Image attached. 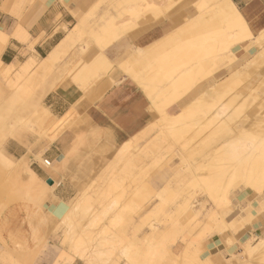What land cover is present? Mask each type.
<instances>
[{
  "label": "rangeland",
  "instance_id": "obj_1",
  "mask_svg": "<svg viewBox=\"0 0 264 264\" xmlns=\"http://www.w3.org/2000/svg\"><path fill=\"white\" fill-rule=\"evenodd\" d=\"M184 1L79 0L75 21L61 25L65 36L69 35L63 37L64 53L53 70L39 75L35 69L28 70L14 82L8 67L0 64V240L17 239L19 246L20 238H29V249L22 252L28 260L51 256L49 264L74 260L75 264H264V253L247 255L246 244L240 240L250 221L246 216L250 203L243 206L244 191L260 195L258 208L264 210V159L255 169L256 176L245 181L232 175L230 166L235 161L223 158L229 150L235 154L245 148L243 153L248 150L252 156L262 149L253 138L258 136L255 120L264 117V36L254 39L260 52L246 53L250 46L244 47L239 60L234 48L250 38L246 24L230 21L213 0H203L196 5L198 15L148 49H134L131 62L127 61L130 47L137 45L133 42L140 21L157 18ZM136 18L137 24L131 27ZM74 25L79 33H69ZM127 27L131 29L122 33ZM104 29H115L114 35L121 32L119 37L126 38L108 49L104 35L109 32ZM217 29L229 35L223 44L214 38ZM82 45L88 50L78 58ZM190 48H195L192 56L181 59ZM101 49L109 66L96 70L93 77L112 79L117 69L126 75L125 68L148 97L153 114L151 122L118 144L109 143L106 135L95 130L80 128V115L73 109L67 111L65 121H58L60 115L51 111L46 97L70 81L76 84L74 74L85 56L97 58ZM173 58L178 64L169 69L166 61ZM201 62L202 72L194 71V81L190 77L191 88L183 94L174 92L173 80L187 69L191 74V65L198 63V67ZM93 77L77 84L82 87ZM53 83L59 88L44 89ZM208 86H216V99L197 102ZM236 102L244 109L237 108ZM67 134L72 136L68 149L49 158L52 142ZM26 159L40 182L25 176L20 164ZM43 159L51 162L52 171L42 164ZM212 165L228 167L219 181L210 176ZM245 169L249 171L248 166ZM46 175L52 184L45 181ZM221 239L225 246L220 249L216 242ZM13 254L0 264H17Z\"/></svg>",
  "mask_w": 264,
  "mask_h": 264
},
{
  "label": "crops",
  "instance_id": "obj_2",
  "mask_svg": "<svg viewBox=\"0 0 264 264\" xmlns=\"http://www.w3.org/2000/svg\"><path fill=\"white\" fill-rule=\"evenodd\" d=\"M78 1L0 0V31L7 38L5 45L0 51V64L3 66L14 65L11 76L12 81L21 77L14 74L22 66L29 64L33 59L35 63H33L34 65L30 70L34 71L39 62L50 53L54 55L51 67L49 69H38L37 73L39 75L54 69L61 55L64 53L62 43H64V39L69 35L65 36L61 25L75 21L74 15L80 13ZM202 2L203 0H185L180 5L168 8L163 15L157 18L148 20L146 18V20L140 21L138 34L134 36L133 42L138 46L130 47L131 51L129 50L127 61L131 62L130 56L134 49L138 48L141 51L148 49L153 43L161 42L165 35L177 31L173 29L183 21L186 23L188 19L198 15L196 5L203 4ZM232 2L239 9L241 18L251 34L249 39L242 40L234 48V52L240 60L245 53L244 47L250 46V49L246 52L250 54L261 51V48L255 44L254 39L264 36V0H232ZM136 22L137 18L130 24L131 27L135 26ZM76 27V25L71 27L69 33L72 31L79 33L80 29ZM122 27L124 26L122 25ZM131 27H127L128 29L121 32H126ZM105 29H110V26ZM105 29L103 31L107 32L108 30ZM114 30H112L113 32L108 31L109 33L104 35L107 36L104 45L108 49H115L118 44L123 43L121 42L122 39L126 38L123 36V38L119 37L122 34L121 32H116L114 35ZM64 36L65 38H63ZM87 50L88 47L82 45L79 48L78 58ZM100 51L101 55L97 58L94 54L85 56L86 60L74 74V79H77V83H86L93 77L96 70L109 66V63L105 61L103 56L106 51L103 49ZM109 54V56L113 57V53ZM116 55L122 59L125 58L120 53H116ZM25 57H27L26 60L19 63V65L16 64L17 61ZM120 59L118 58V60ZM239 60L236 63H239ZM108 72L109 69H107L106 74ZM111 78L109 79L107 75L100 76L99 78L93 77L92 81L82 87L80 84H73L70 81L66 86L61 87L60 92L50 91L47 94L46 97H49V108L54 114L60 115L57 120L63 118V121L67 119L65 116L67 115V111L73 109L80 115V123H82L79 125L80 128L85 127L95 130L100 134L106 135L109 143L118 144L120 141L133 136L145 124L151 122L153 114L150 111L151 103L148 97L134 80L119 69H117ZM58 85L57 83H53L47 88L44 87V89L56 90L59 88ZM42 107L40 105L37 108ZM177 107L178 105H175L173 110L177 111ZM17 140H20L19 135L17 136ZM71 141V134L65 135L62 140H54L51 145L54 148L51 149L48 157L59 156L57 151L62 149L67 150ZM19 158L24 159L25 157ZM49 163L51 164V162ZM50 166V171H52L53 165ZM38 169L42 173H45L42 167L39 166ZM34 173L39 175L38 172ZM44 178L45 180L50 179L49 175H46ZM63 189H60V193L64 191ZM244 192L245 203L243 206L247 202L250 203V205L247 204L250 206V210H246V216L250 218V221L245 223V237L240 240L246 242V240L252 239V245H254L260 237L264 238V210L258 208L257 198L261 197L260 195L251 191ZM53 214L55 217L54 209ZM20 239L22 242L19 246L16 243L17 239L2 238L0 240V261L7 258V254L11 256L13 253L15 254H13V257L17 264H49L52 261L51 256L41 260H28V258H25L22 252L29 249V238ZM216 243L220 245V249L225 246L222 239L217 240ZM229 253L231 254L232 250ZM75 261H72L71 264H75Z\"/></svg>",
  "mask_w": 264,
  "mask_h": 264
},
{
  "label": "bare ground",
  "instance_id": "obj_3",
  "mask_svg": "<svg viewBox=\"0 0 264 264\" xmlns=\"http://www.w3.org/2000/svg\"><path fill=\"white\" fill-rule=\"evenodd\" d=\"M214 2H215V4H216V7H217V9H218V12L219 13H221L222 14V16H225V17H227V18H229V20L230 21H232V20H234L235 22H241L242 21V18H241V14H240V11H239V9L238 8H236V6L234 5V3L232 2V0H213ZM146 4H148V2L146 3ZM142 5V4H141ZM153 5V4H152ZM158 5V4H157ZM150 6V5H149ZM142 7V6H141ZM148 7V6H147ZM145 9V8H144ZM140 12V11H139ZM136 13H137V11H136ZM134 14L135 13H132V15L134 16ZM216 35H214L215 37V39L217 38V39H219L220 38V42L222 43V41H225L226 39H224L226 36H229V35H227V33H223V32H220L218 29L216 30ZM229 38V37H228ZM6 40H7V38H6V35L5 34H3L1 31H0V51L2 50V47L5 45V42H6ZM217 42H219V41H217ZM223 44V43H222ZM195 49V48H194ZM194 49H191L190 48V52L189 51H186L183 55H182V57H180L181 59H183V60H187V57L188 56H192V52H193V50ZM198 49V48H197ZM205 49V48H204ZM199 50H200V48H199ZM207 50V49H206ZM214 50H215V48H214ZM192 51V52H191ZM209 51V50H208ZM199 52V51H198ZM196 54H197V50H196V52H195ZM208 53V52H207ZM199 54V53H198ZM202 52H201V56H202ZM200 55V54H199ZM193 56H194V53H193ZM198 56V55H197ZM209 56H210V53H209ZM189 57V58H190ZM197 58V57H196ZM204 58V57H203ZM53 59H54V55L52 54V53H50V54H48V56L45 58V59H42L40 62H39V65L35 68V71H38V69H49V67H51V65H52V61H53ZM140 61H142L143 59H139ZM168 61H166L167 62V64L169 65L168 67H169V69L170 68H172V67H174V66H176L177 64H178V59L177 58H173V59H167ZM189 61H190V59H189ZM198 61V60H197ZM193 62V61H192ZM199 62V61H198ZM32 63V64H31ZM33 63H35V61L32 59V61L29 63V64H27V65H24V66H22L20 69H19V71H17L14 75H17V76H20V75H22L23 73H26L28 70H30L32 67H33ZM198 64V63H197ZM196 63H195V65H193V67L194 66H196L197 65ZM7 67H8V74H13V69H14V65H6ZM190 67V66H189ZM192 67V65H191V70H190V68H189V70L191 71V74H190V72L189 71H187L186 70V72L184 71L183 72V74H181L180 76H178V78H176L175 80H173V83H172V85H171V89L174 91V92H176V93H180V94H183V92L184 91H186L188 88H191V86H190V81H191V79H190V77L192 76V75H196V74H200L201 72H202V69H203V63L201 62L200 64H199V66L197 67H194L193 68ZM124 70H125V72H126V74L127 75H129L130 73L129 72H127V70L124 68ZM196 70V71H195ZM196 72V74H195V72ZM193 72H194V74H193ZM208 72V71H207ZM202 75V74H201ZM201 75H200V77H201ZM204 75H206V74H203L202 76L203 77H205ZM167 76H169V74L167 75ZM197 76V75H196ZM199 76V75H198ZM195 79H196V77H195ZM31 80H33V79H31ZM188 80H189V83H188ZM192 80L194 81V78H193V76H192ZM198 80V79H197ZM245 80V79H244ZM28 82H31V81H29L28 80ZM191 85H193L194 83L191 81ZM195 83H196V80H195ZM25 84V83H24ZM32 85V84H31ZM200 85H203V83H200ZM23 86V85H22ZM25 87V86H24ZM200 86H198L197 88H199ZM196 88V89H197ZM24 89V88H23ZM26 90V89H25ZM217 95V90H216V86L214 87V86H208L205 90H204V92L202 93V94H200V96H198L197 98V102H202V101H210V100H212V98H214V100L216 99L215 97H217L216 96ZM226 95V94H225ZM194 97V96H193ZM222 97H224L223 95H222ZM237 97V96H236ZM220 98H221V96H220ZM238 98V97H237ZM219 99V97L217 98V100ZM151 100L152 101H154L155 99H153V98H151ZM230 100V99H229ZM232 100V99H231ZM230 100V101H231ZM238 100H239V98H238ZM237 100V101H238ZM213 101V100H212ZM240 101V100H239ZM238 101V102H239ZM237 103V102H236ZM238 104V103H237ZM239 104H240V102H239ZM238 104V106H237V108H242V109H244L243 107H241V105H239ZM225 108V107H224ZM235 109H237L236 107H234ZM238 111H239V109H238ZM66 114H68V113H66ZM66 117H67V115H65ZM263 115H261L260 116V118H258V119H256L255 121L257 122V125H258V127H257V131L256 132H258V136H257V138L255 137V138H253L254 139V141L256 140L257 141V146L258 147H260V148H262V149H260L259 151L258 150H256L255 151V153H253L252 154V156H251V153L250 154H248V150H247V154L245 155L244 153H243V151H246V149L244 148V150H241V151H236V152H234L235 154H231L230 153V150L228 151V153H227V155H225V156H223V158H227V159H231L230 161H235V163L232 161V163H234V164H232L230 167L231 168H233V171H232V175H234L235 176V178L236 177H238V178H244V180L246 181V178L247 177H255L256 175H254V174H256L255 172H256V170L255 169H259L260 167H261V163H262V160L264 159V135H263V131H264V117H262ZM51 119V118H50ZM52 119H53V117H52ZM56 120V119H55ZM59 120V119H58ZM61 120V119H60ZM59 120V121H60ZM50 121H52V120H50ZM60 122H62V121H60ZM59 122V123H60ZM53 123V122H52ZM51 124V123H50ZM48 125V124H47ZM52 125V124H51ZM60 125H62L61 123H60ZM58 126V125H57ZM254 136H256V134L254 135ZM236 138H238V137H236ZM38 139V138H37ZM234 140V139H233ZM238 140V139H237ZM232 142V141H231ZM259 143V144H258ZM244 144V143H243ZM232 145H234V143L232 144ZM231 145V146H232ZM240 148V147H239ZM234 149H235V147H234ZM242 149V148H241ZM233 150V149H232ZM236 150V149H235ZM238 150V149H237ZM233 152V151H232ZM240 152H242L243 154H241ZM254 152V151H253ZM239 153V154H238ZM246 153V152H245ZM38 156V155H37ZM226 159V160H227ZM222 160V159H221ZM229 160H227V161H229ZM28 162V160L26 159L25 161H23L20 165L21 166H23L24 168H25V176L29 179V180H32V181H34V182H36V183H38V182H40V177L35 173H32L29 169H28V165H26V163ZM231 163V162H230ZM42 164L44 165V166H46V167H50V163H49V161L47 160V159H43L42 160ZM222 164V163H221ZM221 164H219L218 163V166L220 165L221 166ZM217 164H215V166H216ZM211 166V165H210ZM249 167V171H247L245 168L246 167ZM226 168H228V167H223V165H222V167H214L213 165H212V169H211V167H209V170H211V174H210V176H212V178H214L213 179V181L214 180H216V179H218V181H219V178L220 177H222L221 175L226 171ZM27 169V170H26ZM230 170V169H229ZM232 170V169H231ZM230 172V171H229ZM228 172V173H229ZM263 174H264V172H263ZM262 174V175H263ZM226 175V174H225ZM262 177H264V176H262ZM262 177H260V178H262ZM226 178V177H225ZM225 178H224V180H225ZM230 178V177H229ZM228 178V179H229ZM227 179V180H228ZM249 178H247V180H248ZM253 179V178H252ZM223 180V181H224ZM243 180V181H244ZM250 180V179H249ZM248 180V181H249ZM254 180H255V178H254ZM232 181V180H231ZM239 181V180H238ZM252 181V180H251ZM257 181V180H256ZM262 181V180H261ZM221 182H222V180H221ZM224 183V182H223ZM232 183V182H231ZM32 184H33V182H32ZM31 184V185H32ZM245 184V183H244ZM250 184H251V182H250ZM249 184V185H250ZM256 184H257V182H256ZM222 185V184H221ZM247 186H248V184H246ZM251 185H253L254 186V183L253 184H251ZM224 186V185H223ZM222 186V187H223ZM216 188V186H214V190H216L215 189ZM250 188H251V186H250ZM264 189V188H263ZM219 190H220V188H219ZM218 190V191H219ZM213 191V190H212ZM214 192V191H213ZM215 193H217V192H215ZM220 194V193H219ZM219 194H217V195H219ZM225 194V193H224ZM72 201H73V199H72ZM72 201H71V203H72ZM69 203H70V201H69ZM71 204H69L68 206H70ZM62 207V206H61ZM69 208V207H68ZM60 209H62V208H60ZM67 209V208H66ZM69 210V209H68ZM65 212V209H63L62 211H60V212ZM66 212H67V210H66ZM150 225V224H149ZM154 225V224H153ZM153 229H155V228H153ZM154 233H156V232H154ZM258 238V237H257ZM155 239V238H154ZM251 241V240H250ZM249 240H246V242H245V244H246V246H245V248H243V251L247 254V255H256V256H258V255H260V254H262V253H264V238L263 237H260L259 239H258V241H257V243H255L254 245H252V243L253 242H250ZM242 251V250H241ZM240 253H242V252H240ZM60 255V254H59ZM239 256H240V254H239ZM241 256H243V255H241ZM248 256V257H249ZM59 258H60V256H59ZM80 258H81V256H80ZM238 258H240V257H238ZM250 258H253V257H250ZM255 258V257H254ZM83 259V258H82ZM90 259V258H89ZM61 260V259H60ZM57 261V260H56ZM63 261V260H62ZM58 262H60L59 260H58ZM55 264H56V262H55Z\"/></svg>",
  "mask_w": 264,
  "mask_h": 264
},
{
  "label": "water",
  "instance_id": "obj_4",
  "mask_svg": "<svg viewBox=\"0 0 264 264\" xmlns=\"http://www.w3.org/2000/svg\"><path fill=\"white\" fill-rule=\"evenodd\" d=\"M45 181H47L48 184H52L53 181H51V179H46Z\"/></svg>",
  "mask_w": 264,
  "mask_h": 264
}]
</instances>
